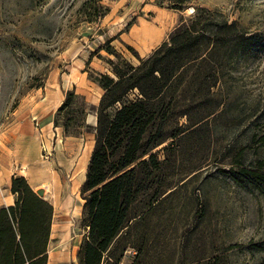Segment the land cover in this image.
Listing matches in <instances>:
<instances>
[{
	"label": "rangeland",
	"instance_id": "1",
	"mask_svg": "<svg viewBox=\"0 0 264 264\" xmlns=\"http://www.w3.org/2000/svg\"><path fill=\"white\" fill-rule=\"evenodd\" d=\"M83 1L0 0V206L15 199L5 189L8 176H24L53 206L46 264H81L89 222L82 185L95 140L86 127L76 136L64 133L65 118L56 113L65 92L83 97L84 124L94 126L103 90L93 79L111 74L107 40L137 64L136 53L149 56L181 16L202 7L236 22L256 46L230 60L209 96L186 87L176 107L186 115L176 113L169 124L178 134L153 150L160 169L141 174L145 187L130 210L136 217L112 243L111 261L258 264L264 259V0H186L182 11L172 0H100L108 11L92 23L80 18ZM198 97L205 102L190 104ZM72 116L70 131L80 119Z\"/></svg>",
	"mask_w": 264,
	"mask_h": 264
},
{
	"label": "trees",
	"instance_id": "2",
	"mask_svg": "<svg viewBox=\"0 0 264 264\" xmlns=\"http://www.w3.org/2000/svg\"><path fill=\"white\" fill-rule=\"evenodd\" d=\"M99 1H83L79 9L82 21L92 23L105 15L108 8ZM185 1L172 0L173 8L182 11ZM256 42L236 22L197 7L192 15L180 17L167 39L149 56L141 58L136 53L137 64L124 58L107 40L103 49L113 56L105 59L111 74H98L93 79L103 90L94 109V126L84 124L83 97L74 90L65 92L56 113V117L65 118L59 125L66 135L74 136L86 127L95 140L82 185L89 222L79 251L81 264H102L104 254V264H119L118 259L111 261L112 243L136 217L130 210L145 187L141 174L149 177L160 169L162 161L153 150L178 134L169 124L185 98L186 87L193 84L194 90L209 96L223 68L231 59L254 49ZM205 98L198 97L190 104L201 105ZM179 108L178 115L185 116V109ZM74 113L80 119L70 131L67 122L74 120ZM10 192L14 202L0 206V264H46L53 206L24 176L11 177ZM189 263L216 264L200 259ZM258 264H264V259Z\"/></svg>",
	"mask_w": 264,
	"mask_h": 264
},
{
	"label": "crops",
	"instance_id": "3",
	"mask_svg": "<svg viewBox=\"0 0 264 264\" xmlns=\"http://www.w3.org/2000/svg\"><path fill=\"white\" fill-rule=\"evenodd\" d=\"M14 173H11L9 176H8V178H7V180H6V183H5V189H7V188H9L10 189V185H11V176L13 175ZM34 190V189H33ZM13 202H9V203H7L6 205H10V204H12ZM2 206V205H1ZM49 262V261H48Z\"/></svg>",
	"mask_w": 264,
	"mask_h": 264
},
{
	"label": "water",
	"instance_id": "4",
	"mask_svg": "<svg viewBox=\"0 0 264 264\" xmlns=\"http://www.w3.org/2000/svg\"><path fill=\"white\" fill-rule=\"evenodd\" d=\"M39 196L43 195V192L41 190L35 191Z\"/></svg>",
	"mask_w": 264,
	"mask_h": 264
}]
</instances>
